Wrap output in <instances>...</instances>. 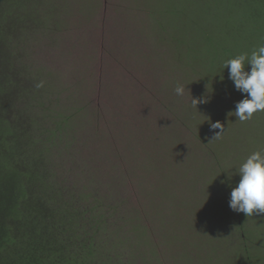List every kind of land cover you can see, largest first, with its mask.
I'll use <instances>...</instances> for the list:
<instances>
[{"label": "rangeland", "instance_id": "1", "mask_svg": "<svg viewBox=\"0 0 264 264\" xmlns=\"http://www.w3.org/2000/svg\"><path fill=\"white\" fill-rule=\"evenodd\" d=\"M10 1L0 0V83L29 125L23 154L43 159L51 207L73 216L68 231L112 264H264V214L228 203L242 162L264 151V111L239 121L243 98L217 65L240 55L218 26L253 47L264 9L244 18L249 0ZM217 121L225 131L210 141Z\"/></svg>", "mask_w": 264, "mask_h": 264}, {"label": "trees", "instance_id": "2", "mask_svg": "<svg viewBox=\"0 0 264 264\" xmlns=\"http://www.w3.org/2000/svg\"><path fill=\"white\" fill-rule=\"evenodd\" d=\"M256 7L264 9V0H249L245 9L250 13L244 8L241 9L242 13L247 14L244 18L255 13ZM210 12L214 13L212 25H215V22L220 23L219 14H215L219 12L217 7ZM236 13L240 15L238 11ZM6 18L9 16L0 15V24ZM219 27L227 34L219 41L223 42L221 44L226 52L228 47H233L238 54L246 53L250 57L253 50L264 44V40H258L250 49L231 30L223 29L222 25ZM263 31V28H253L248 34L255 39L259 38ZM1 42L3 39L0 35ZM8 62L7 57L0 60L2 79L4 72L9 68ZM217 65L223 67L225 63ZM224 68L226 71V67ZM240 97L244 98V95L241 94ZM2 100L8 104L6 110L10 113L3 115L5 113L1 107L0 264H112L110 261L103 262L99 259L91 237H83L78 231H68L67 226L74 223V220H70L73 218L71 213L51 207L49 200L52 198V186L47 182L49 175L43 167V159L41 155L23 154L29 125L22 121H26L25 118L19 117L18 109L11 111L17 107L11 105V99L7 98V93L0 83V101ZM29 144L30 137L27 147ZM230 192L229 189V194Z\"/></svg>", "mask_w": 264, "mask_h": 264}, {"label": "clouds", "instance_id": "3", "mask_svg": "<svg viewBox=\"0 0 264 264\" xmlns=\"http://www.w3.org/2000/svg\"><path fill=\"white\" fill-rule=\"evenodd\" d=\"M225 67L235 90L244 95L243 99L236 102L232 113L241 122L251 120L254 113L264 111V44L253 50L250 57L245 53L227 60ZM184 90L183 85L175 88L178 96H182ZM207 102V98L192 97L196 108L198 104ZM210 129L220 130L214 131L210 141L218 139L225 131L219 121L210 122ZM237 174L240 179L231 189L229 208L236 213H244L247 217L264 214V151L250 154L238 168Z\"/></svg>", "mask_w": 264, "mask_h": 264}]
</instances>
